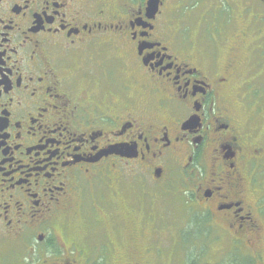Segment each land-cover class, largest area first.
I'll list each match as a JSON object with an SVG mask.
<instances>
[{
	"label": "flooded vegetation",
	"instance_id": "af4514ba",
	"mask_svg": "<svg viewBox=\"0 0 264 264\" xmlns=\"http://www.w3.org/2000/svg\"><path fill=\"white\" fill-rule=\"evenodd\" d=\"M149 3L0 0V264H149L180 205L261 245L264 0Z\"/></svg>",
	"mask_w": 264,
	"mask_h": 264
},
{
	"label": "rangeland",
	"instance_id": "374dc122",
	"mask_svg": "<svg viewBox=\"0 0 264 264\" xmlns=\"http://www.w3.org/2000/svg\"><path fill=\"white\" fill-rule=\"evenodd\" d=\"M261 87L264 88V82ZM180 206L171 207L152 220L156 232L166 230L170 236L164 232L163 240L151 243L153 253L149 264H247V259L253 260L252 264H264V238L256 248L223 240V231L208 229L196 213L185 205ZM93 264L108 263L94 261Z\"/></svg>",
	"mask_w": 264,
	"mask_h": 264
},
{
	"label": "trees",
	"instance_id": "16d2710c",
	"mask_svg": "<svg viewBox=\"0 0 264 264\" xmlns=\"http://www.w3.org/2000/svg\"><path fill=\"white\" fill-rule=\"evenodd\" d=\"M253 261V260H252ZM252 261L247 259V264H252Z\"/></svg>",
	"mask_w": 264,
	"mask_h": 264
},
{
	"label": "water",
	"instance_id": "95a60500",
	"mask_svg": "<svg viewBox=\"0 0 264 264\" xmlns=\"http://www.w3.org/2000/svg\"><path fill=\"white\" fill-rule=\"evenodd\" d=\"M153 2H154V0H150V3L149 4L152 5Z\"/></svg>",
	"mask_w": 264,
	"mask_h": 264
}]
</instances>
